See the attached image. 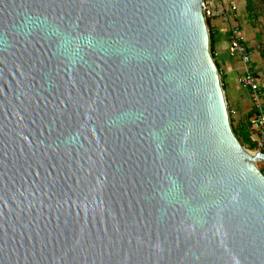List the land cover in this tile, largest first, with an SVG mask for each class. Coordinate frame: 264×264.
Masks as SVG:
<instances>
[{"label": "water", "instance_id": "1", "mask_svg": "<svg viewBox=\"0 0 264 264\" xmlns=\"http://www.w3.org/2000/svg\"><path fill=\"white\" fill-rule=\"evenodd\" d=\"M204 8L0 0V264H264Z\"/></svg>", "mask_w": 264, "mask_h": 264}, {"label": "built area", "instance_id": "2", "mask_svg": "<svg viewBox=\"0 0 264 264\" xmlns=\"http://www.w3.org/2000/svg\"><path fill=\"white\" fill-rule=\"evenodd\" d=\"M228 0H205L204 17L206 22L222 18L227 25L229 54L237 59L243 67L240 85L249 91L250 99L255 109L252 118V129L257 142L256 152L264 154V109L262 104V87L258 74L253 70V54L247 45L241 25L235 20L234 9L228 5ZM221 73V72H220ZM222 76V74H221Z\"/></svg>", "mask_w": 264, "mask_h": 264}, {"label": "crops", "instance_id": "3", "mask_svg": "<svg viewBox=\"0 0 264 264\" xmlns=\"http://www.w3.org/2000/svg\"><path fill=\"white\" fill-rule=\"evenodd\" d=\"M228 1V5L232 6L230 5V2L233 3V1ZM211 25L215 36L216 61L220 68L222 77H224L225 93L227 94L232 107L242 116L243 114H246L250 110L254 109L250 99L249 91L243 89L240 85V80L243 76V67L237 59H234L229 54V41L227 38V25L225 24V21L222 20V18H215L212 20ZM256 62L257 61L253 59V70L260 68V66H257ZM258 76L263 89L262 104L264 109V77L261 76V74H258Z\"/></svg>", "mask_w": 264, "mask_h": 264}, {"label": "rangeland", "instance_id": "4", "mask_svg": "<svg viewBox=\"0 0 264 264\" xmlns=\"http://www.w3.org/2000/svg\"><path fill=\"white\" fill-rule=\"evenodd\" d=\"M231 7L234 9V18L241 25L245 38H247V45L253 54V59L257 61L259 69H254L256 73L264 77V18L260 17L256 21H251L245 9L246 0H232ZM222 77V76H221ZM229 113H232L234 125H237L242 116L235 111L229 102L227 94L225 93ZM256 152V151H254ZM259 169L264 168V163L257 164Z\"/></svg>", "mask_w": 264, "mask_h": 264}, {"label": "trees", "instance_id": "5", "mask_svg": "<svg viewBox=\"0 0 264 264\" xmlns=\"http://www.w3.org/2000/svg\"><path fill=\"white\" fill-rule=\"evenodd\" d=\"M245 9L248 14V18L251 19V21H256L260 17L264 18V0H246ZM207 26L209 28V34H210L211 53L215 59V62L217 63L215 56V36L212 31V25L210 20L207 21ZM221 81H222L223 89L225 90L224 77H221ZM254 115H255V109H252L246 114H243L242 118L238 121L237 125H234V119L232 117V113L230 112L231 126L233 128L235 135L237 136L241 144L247 150L250 151L257 150V142L255 140L254 131L252 129V118ZM260 170L264 174V168H261Z\"/></svg>", "mask_w": 264, "mask_h": 264}]
</instances>
